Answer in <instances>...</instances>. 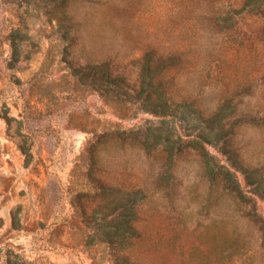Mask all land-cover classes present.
<instances>
[{"label": "rangeland", "instance_id": "374dc122", "mask_svg": "<svg viewBox=\"0 0 264 264\" xmlns=\"http://www.w3.org/2000/svg\"><path fill=\"white\" fill-rule=\"evenodd\" d=\"M0 264H264V0H0Z\"/></svg>", "mask_w": 264, "mask_h": 264}]
</instances>
